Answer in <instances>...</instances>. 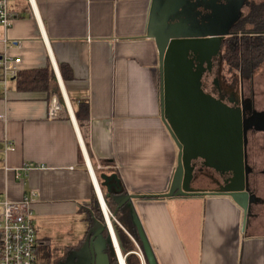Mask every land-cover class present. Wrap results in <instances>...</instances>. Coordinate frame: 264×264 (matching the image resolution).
Masks as SVG:
<instances>
[{
  "label": "crops",
  "instance_id": "1",
  "mask_svg": "<svg viewBox=\"0 0 264 264\" xmlns=\"http://www.w3.org/2000/svg\"><path fill=\"white\" fill-rule=\"evenodd\" d=\"M150 7L151 0H10L14 23L0 24V61L18 58L19 71L48 66L53 74L50 91H19L0 66V199L35 193L36 256L40 244L53 245V264L93 226V196L100 207L98 190L106 191L101 173H117L127 194L171 186L179 150L162 118ZM54 96L62 108L50 115ZM84 100L88 145L76 113ZM118 212L125 231L139 218L159 264H264V231L244 228L228 195L135 199Z\"/></svg>",
  "mask_w": 264,
  "mask_h": 264
},
{
  "label": "water",
  "instance_id": "2",
  "mask_svg": "<svg viewBox=\"0 0 264 264\" xmlns=\"http://www.w3.org/2000/svg\"><path fill=\"white\" fill-rule=\"evenodd\" d=\"M156 7V0H151L148 36L155 39L158 47L162 118L179 150L171 186L163 193L127 194L117 173L98 175V186L101 190L106 188V191H100L103 204L111 214L106 213L100 199L103 217H93L94 223L87 230L84 246L70 252L59 264H118L117 250L122 249L116 231L117 212L135 199L207 195L190 187L198 176L197 172L203 168L216 172L223 180L232 179L238 182L236 187L227 188L218 194L230 196L242 208L244 228L246 227L249 201L244 185V131L241 109L214 96L208 89L206 78L207 65H211L213 55L221 58V46L228 33H206L215 36L212 38L205 34H195L194 31L182 33L175 26L172 27L176 28L173 34H165L163 29H160V34L157 31L159 22L156 18ZM240 17L241 14L238 19ZM108 198L116 203L114 212L107 204ZM132 217L147 264H159L141 221L134 215ZM76 257L78 260L74 261Z\"/></svg>",
  "mask_w": 264,
  "mask_h": 264
},
{
  "label": "flooded vegetation",
  "instance_id": "3",
  "mask_svg": "<svg viewBox=\"0 0 264 264\" xmlns=\"http://www.w3.org/2000/svg\"><path fill=\"white\" fill-rule=\"evenodd\" d=\"M255 3L259 1L243 0L241 3V0H156V18L159 22L157 31L160 34V29H163L165 34H173L176 28L172 27L175 26H178V31L182 33H228L221 46L222 60L219 55L212 56L211 65L206 64V78L208 89L214 96L230 106L241 109L244 131V185L249 201L246 228L264 231V104L260 103L264 101V87H257L256 82L257 77H264V72L244 73L229 65L224 58V46L232 37L243 33L241 30L247 23V17ZM197 173L198 176L190 187L203 193L218 194L238 185L236 180H223L211 170L203 168ZM85 241L86 237L73 250L81 249ZM77 260L76 257L74 261Z\"/></svg>",
  "mask_w": 264,
  "mask_h": 264
},
{
  "label": "trees",
  "instance_id": "4",
  "mask_svg": "<svg viewBox=\"0 0 264 264\" xmlns=\"http://www.w3.org/2000/svg\"><path fill=\"white\" fill-rule=\"evenodd\" d=\"M247 23L241 30L243 33L232 37L225 47L224 58L225 61L232 67L241 70L244 73L255 74L259 67L264 63V0L259 3L253 4L250 11ZM64 73L63 65L60 66ZM52 72L47 66L41 69L24 70L19 71L16 74L15 82L16 88L19 91H32V90H47L50 91L52 82ZM77 119L83 137L89 144V132H88V116H89V103L84 100L77 107ZM166 198L161 196H154L149 198H143V200H155L163 201ZM96 196H93L92 207L95 210L93 213L98 218H102L101 210L98 205L94 206ZM108 206L112 212L116 209V203L114 204L111 198H108ZM119 216V212L116 214V218ZM119 219V218H117ZM129 233L135 238L136 242L142 247V242L139 238L136 228L124 225ZM117 233L119 235L120 245L122 252L127 255L128 264H140L139 257L131 253L136 249V244L129 234L123 228L116 224ZM107 234V233H106Z\"/></svg>",
  "mask_w": 264,
  "mask_h": 264
},
{
  "label": "built area",
  "instance_id": "5",
  "mask_svg": "<svg viewBox=\"0 0 264 264\" xmlns=\"http://www.w3.org/2000/svg\"><path fill=\"white\" fill-rule=\"evenodd\" d=\"M9 1L0 0V24L6 30H9L15 20L9 8ZM29 2L32 3L33 0ZM19 60L18 58L12 60L6 56L0 61V66L4 69L6 76H16L19 72ZM61 108L57 96H54L49 108L50 115L57 114ZM31 193L29 197L20 202L0 199V264H38L35 248L37 246L36 226L32 220L35 193ZM109 213L111 214L110 211ZM136 244L137 249L131 253L139 257L140 264H147L141 247L138 243ZM117 255L118 264H122L121 256H124L128 264V254L117 250Z\"/></svg>",
  "mask_w": 264,
  "mask_h": 264
},
{
  "label": "rangeland",
  "instance_id": "6",
  "mask_svg": "<svg viewBox=\"0 0 264 264\" xmlns=\"http://www.w3.org/2000/svg\"><path fill=\"white\" fill-rule=\"evenodd\" d=\"M259 2L261 0H258ZM259 72L263 73L264 72V63L262 64L261 67H259V69L256 71V73L258 74ZM260 75V74H259ZM261 84L264 85V77L262 76H259L258 79H257ZM127 229V228H126ZM127 234L130 235V237L133 239L134 242H136L135 238L129 233V231L127 230L126 231ZM38 236L40 237V233L38 234ZM137 243V242H136ZM135 243V244H136ZM58 245V244H56ZM38 251H37V257H38V262L40 263H43V262H46L48 261V259H50V263L53 264V260H54V255L57 253V250L54 249V246L52 245L50 247V249H46L44 248L43 244H40L39 247H38ZM136 249H137V244H136ZM135 249V250H136ZM47 254V256H46Z\"/></svg>",
  "mask_w": 264,
  "mask_h": 264
},
{
  "label": "bare ground",
  "instance_id": "7",
  "mask_svg": "<svg viewBox=\"0 0 264 264\" xmlns=\"http://www.w3.org/2000/svg\"><path fill=\"white\" fill-rule=\"evenodd\" d=\"M98 192H99V196H100V199H101V204H103L104 203V200H103V197H102V195H101V192L98 190ZM103 206H104V208H105V210H106V213L108 214V215H110V213H109V211H108V209L106 208V206H105V204H103ZM121 262H122V264H126V262H125V259H124V256H121Z\"/></svg>",
  "mask_w": 264,
  "mask_h": 264
}]
</instances>
